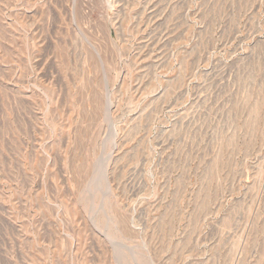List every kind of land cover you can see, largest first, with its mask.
I'll use <instances>...</instances> for the list:
<instances>
[{"label":"rangeland","instance_id":"1","mask_svg":"<svg viewBox=\"0 0 264 264\" xmlns=\"http://www.w3.org/2000/svg\"><path fill=\"white\" fill-rule=\"evenodd\" d=\"M0 264H264V0H0Z\"/></svg>","mask_w":264,"mask_h":264}]
</instances>
